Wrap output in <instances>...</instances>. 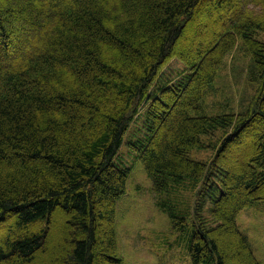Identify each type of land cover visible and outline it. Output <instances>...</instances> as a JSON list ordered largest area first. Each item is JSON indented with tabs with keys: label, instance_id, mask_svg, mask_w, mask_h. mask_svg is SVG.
Here are the masks:
<instances>
[{
	"label": "trees",
	"instance_id": "1",
	"mask_svg": "<svg viewBox=\"0 0 264 264\" xmlns=\"http://www.w3.org/2000/svg\"><path fill=\"white\" fill-rule=\"evenodd\" d=\"M263 32L264 0H0V264H30L61 213L55 264H122L131 167L114 159L137 122L127 142L191 263L262 264L237 217L264 208ZM238 44L254 99L210 113ZM173 58L185 68L165 79Z\"/></svg>",
	"mask_w": 264,
	"mask_h": 264
},
{
	"label": "rangeland",
	"instance_id": "2",
	"mask_svg": "<svg viewBox=\"0 0 264 264\" xmlns=\"http://www.w3.org/2000/svg\"><path fill=\"white\" fill-rule=\"evenodd\" d=\"M258 37L264 40V32ZM249 61L247 51L238 44L225 59L206 98L208 112L233 110L238 113L243 105L254 99L255 89L247 80ZM183 68L184 65L173 58L163 68L165 79H174L178 70ZM158 82L161 81L157 80L156 84ZM138 124L131 125L114 159L118 164L121 162L131 167L126 194L118 200L116 208L117 253L122 258V264H192L186 246L187 237L182 231L174 230L168 214L156 205L152 179L139 160L137 150L127 142ZM211 152L210 149L194 150L192 154L207 160ZM54 220L51 226L52 229L58 227L57 233L49 234L45 245L35 253L30 264H55L56 255L65 251V216L61 213ZM237 224L249 239L257 259L264 264V208L253 206L243 209L238 214ZM10 225L0 226V246H4L5 238L13 236ZM41 226L42 223L35 228Z\"/></svg>",
	"mask_w": 264,
	"mask_h": 264
}]
</instances>
